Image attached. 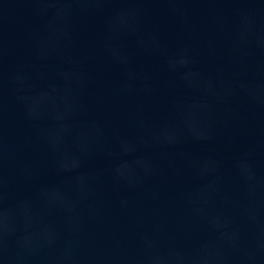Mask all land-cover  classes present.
<instances>
[{"label": "water", "instance_id": "1", "mask_svg": "<svg viewBox=\"0 0 264 264\" xmlns=\"http://www.w3.org/2000/svg\"><path fill=\"white\" fill-rule=\"evenodd\" d=\"M0 264H264V0H0Z\"/></svg>", "mask_w": 264, "mask_h": 264}]
</instances>
